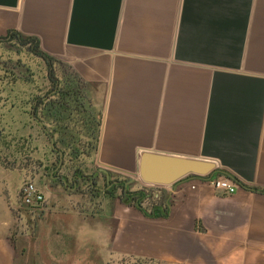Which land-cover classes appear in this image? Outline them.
<instances>
[{
    "label": "crops",
    "instance_id": "crops-1",
    "mask_svg": "<svg viewBox=\"0 0 264 264\" xmlns=\"http://www.w3.org/2000/svg\"><path fill=\"white\" fill-rule=\"evenodd\" d=\"M0 40L69 67L117 178L38 180L20 230L5 199L0 264H264V0H0ZM142 152L212 161L237 190L107 193Z\"/></svg>",
    "mask_w": 264,
    "mask_h": 264
},
{
    "label": "rangeland",
    "instance_id": "rangeland-1",
    "mask_svg": "<svg viewBox=\"0 0 264 264\" xmlns=\"http://www.w3.org/2000/svg\"><path fill=\"white\" fill-rule=\"evenodd\" d=\"M31 48L32 44L0 43V227L6 220V199L14 208L17 230L33 224L29 207L20 203L25 183L36 187L38 180L56 178L99 180L101 186L106 178L117 180L97 168V116L85 102L83 87L67 65L54 58L46 62ZM55 91L64 97L62 114L50 104L60 97ZM125 173L121 180L136 181L128 184L130 192L150 188L136 174ZM32 249L28 254L37 260L41 254L34 255Z\"/></svg>",
    "mask_w": 264,
    "mask_h": 264
},
{
    "label": "water",
    "instance_id": "water-1",
    "mask_svg": "<svg viewBox=\"0 0 264 264\" xmlns=\"http://www.w3.org/2000/svg\"><path fill=\"white\" fill-rule=\"evenodd\" d=\"M60 154V153H59ZM216 164L209 160L142 152L135 174L148 186H170L187 176L217 178ZM106 176H108L106 174Z\"/></svg>",
    "mask_w": 264,
    "mask_h": 264
},
{
    "label": "built area",
    "instance_id": "built-area-1",
    "mask_svg": "<svg viewBox=\"0 0 264 264\" xmlns=\"http://www.w3.org/2000/svg\"><path fill=\"white\" fill-rule=\"evenodd\" d=\"M208 183L214 190L222 191L225 194H233L237 186L226 177L211 178ZM21 204L25 207L39 205L44 201L43 195L37 190L34 184L25 183L20 192Z\"/></svg>",
    "mask_w": 264,
    "mask_h": 264
},
{
    "label": "trees",
    "instance_id": "trees-1",
    "mask_svg": "<svg viewBox=\"0 0 264 264\" xmlns=\"http://www.w3.org/2000/svg\"><path fill=\"white\" fill-rule=\"evenodd\" d=\"M26 43L32 44V48L30 50L32 52L36 53L39 58H41L43 60H46V62L48 60H51V58L49 56H46L45 54H43L40 51V49L38 47V44L36 42L31 41V42H26ZM57 94H59V96H60L59 99L56 102H51L50 104H52L53 107L56 105L57 108H55V107L54 108L56 109V111H59L60 114H62L61 111H63L64 97L61 96L60 93H57ZM34 116H36V113H34ZM34 116H32V117H34ZM61 116L62 115H60V117ZM59 120H60V122H62L63 118H60ZM96 126H97V124H95V127ZM215 175L218 176L219 173H217ZM111 187H112V184H111ZM118 189L120 190V198L123 199L127 204H130V205H133V206L136 205V204L137 205L139 204V199L141 197V192L140 193H139V191L138 192H130L129 191V185L125 186L124 184H120V185L117 184L111 190L107 191V193L112 194V193L116 192Z\"/></svg>",
    "mask_w": 264,
    "mask_h": 264
},
{
    "label": "flooded vegetation",
    "instance_id": "flooded-vegetation-1",
    "mask_svg": "<svg viewBox=\"0 0 264 264\" xmlns=\"http://www.w3.org/2000/svg\"><path fill=\"white\" fill-rule=\"evenodd\" d=\"M4 42H11L10 40H0V43H4ZM17 45H21V46H27L29 45L28 43L26 42H23V41H16ZM57 86V85H56ZM56 86L53 87V89H56ZM55 94H57V92L55 91ZM46 98V97H45ZM44 98V99H45ZM40 100H42L41 98H39ZM49 99V98H48ZM46 99L45 101H42L41 103H39L40 105L43 104V103H46V101L48 100ZM44 107V106H43Z\"/></svg>",
    "mask_w": 264,
    "mask_h": 264
}]
</instances>
